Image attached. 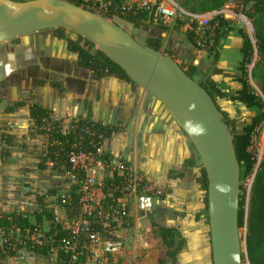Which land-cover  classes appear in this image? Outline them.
Segmentation results:
<instances>
[{"label":"crops","instance_id":"0c3cea01","mask_svg":"<svg viewBox=\"0 0 264 264\" xmlns=\"http://www.w3.org/2000/svg\"><path fill=\"white\" fill-rule=\"evenodd\" d=\"M173 25L163 35L172 36L169 50L174 60L194 65L200 72L208 71V76L224 93V97L216 99L218 107L230 118L236 119L237 127L241 128L252 112L240 102L230 99L241 87L238 81L241 74L240 36L230 31L220 39L218 61L213 71L209 72L212 57L188 40L186 30L189 25L179 28ZM39 42L44 45L38 50L43 52V56L47 54L55 62L69 61L72 73L62 74L59 80L41 79L43 83H37L32 93L17 92L1 97L0 128L14 136L16 145L9 147V156L5 160L0 159V185L3 174L13 177L14 192L21 203L16 209L0 212H32L36 209L35 194H45L53 189L56 195H64L75 181L65 174L61 182V172L53 170L50 163H47L46 169L38 168L37 155L43 152L46 139L36 133L27 104L36 102L52 110L55 118L61 120L63 131L70 129L73 119L89 112L92 120L122 123L123 129L106 138L99 152L111 155L114 164L119 160L126 162L145 180L146 191L153 197L152 210L148 214L142 212L141 217L136 204H131L127 216L132 225L118 229L117 235L131 240V232L135 234L141 225H145L146 233H150L151 222L173 227L185 238L176 264H212L205 191L200 183V160L190 140L166 108L135 83L113 75L94 79L88 70L75 65L76 53L66 49L65 40L48 35L41 36ZM31 45L35 49V45ZM68 82L70 85H67ZM16 101H24L26 105L14 106L11 112L4 111L6 106H12ZM3 147L5 145L0 140V151ZM185 160L190 163L185 165ZM45 180L47 185H44ZM93 197L101 199V190H95ZM56 212L59 214L56 217L58 222L68 221L63 208L59 206ZM47 227V223L42 226L43 230Z\"/></svg>","mask_w":264,"mask_h":264},{"label":"trees","instance_id":"16d2710c","mask_svg":"<svg viewBox=\"0 0 264 264\" xmlns=\"http://www.w3.org/2000/svg\"><path fill=\"white\" fill-rule=\"evenodd\" d=\"M22 1V0H14ZM77 6L85 8L83 0H67ZM188 13L206 14L220 11L228 0H172ZM118 3L114 0L113 3ZM251 3L247 17L254 30L255 48L252 42L242 28L236 27L229 19H225L222 14L215 15L208 21L209 29L204 32V38L196 41L195 25L191 24L186 30L188 40L195 47L204 50L212 57V65L209 72L213 71L218 61L220 53L219 41L230 31L236 32L241 38V61H240V77L238 81L241 87L230 96L233 101H238L249 109L252 114L248 121L241 128L237 127V120L230 118L226 112L220 110L216 103L218 97H224V93L219 90L214 81L208 76L207 72H200L196 66L187 65L185 72L194 79L195 76H201L197 79L201 87L207 92L215 103L217 109L222 114L224 123L227 125L231 136L233 147L240 170V182L246 179L253 170L255 159L249 147L253 137L258 135L260 125L264 122V98L256 94L248 83L247 67L252 63L253 53L256 52L257 60L251 70L252 77L257 78L260 67H264V0H243L244 6ZM113 4L109 6V11L113 10ZM116 12L108 14L111 18ZM120 17L131 21L135 26H152L161 32L166 31L157 24L145 23L144 15L141 11L135 16L130 14H120ZM116 14V15H117ZM110 15V16H109ZM188 24V20L176 19L173 26H182ZM64 28H54L53 35L58 39L66 42V49L76 53L75 65L78 68L88 70L94 79H100L104 76L113 75L126 81L131 82L125 72L109 58H107L98 48H94V44L89 40L76 35L71 38L66 34ZM145 46L154 50H161L163 47L162 38L154 33L152 36L145 38ZM39 84L43 81L39 80ZM133 83V82H131ZM54 86V82H51ZM261 90L264 94V83L261 84ZM0 97V101H1ZM24 101H16L12 106H6L4 111H13L14 106H24ZM28 113L36 133L44 135L46 142L44 150L37 155L38 168L46 169L47 163L55 171H61L66 175H71L75 181L72 183L69 192L64 195H56L55 190H48L45 194H35L36 209L32 212L25 210L0 212V235L2 242L0 244V258L14 256L18 250H26L47 256L56 250L57 264H78L85 259L84 254H79L75 262L71 261L72 251L65 249L66 244L74 241L73 234L70 229L56 220L53 206L47 200V196H56V204L64 209L65 215L69 220H75L79 214L81 199L84 196L82 190L85 172L83 169L73 166L69 162V153L71 151H82L93 155L96 159H101L107 163L112 160L109 154H101L99 148L104 140L111 135L120 132L123 129L121 122L104 123L91 119L88 112L85 116H79L72 120L71 127L68 131H63L61 120L55 118L52 110L42 106L36 102L27 104ZM0 140L5 145L0 151L1 161L9 156V147L16 145L14 136L4 132L0 128ZM25 147L24 144H21ZM123 161V160H122ZM124 162V161H123ZM127 166L128 164L124 162ZM189 160H185L184 164H189ZM200 183L205 191L206 205V178L202 167H200ZM145 180L136 186V192L142 191ZM133 182L131 177L125 173L112 171L111 175L104 176L100 185H93L90 188H99L103 197L100 199V205L103 209L115 207L118 200L130 194ZM239 190H242L240 184ZM246 197L245 193H239L238 200V225L239 228H245L244 242L245 252L241 254L242 261L247 260L248 264H264V154L263 160L260 162L251 180L247 208L245 210ZM126 209V208H125ZM127 210V209H126ZM206 222L207 220V208ZM32 218V220H31ZM47 223V230H43L42 226ZM115 225L114 223L111 226ZM35 230H41L40 243L32 238ZM151 235L158 239L164 247L163 257L159 258L156 264H176L177 255L185 245V238L181 233L173 227H166L155 222H151ZM75 252H79V247Z\"/></svg>","mask_w":264,"mask_h":264},{"label":"water","instance_id":"95a60500","mask_svg":"<svg viewBox=\"0 0 264 264\" xmlns=\"http://www.w3.org/2000/svg\"><path fill=\"white\" fill-rule=\"evenodd\" d=\"M54 28H64L95 44L131 82L166 108L190 140L205 173L211 263L242 264L240 170L231 133L198 80L169 55L134 39L162 32L152 26H135L119 15L109 20L67 0H0V82L17 67L29 64L28 58L35 53L43 54L21 43L15 46L16 54L7 53L11 40Z\"/></svg>","mask_w":264,"mask_h":264},{"label":"rangeland","instance_id":"374dc122","mask_svg":"<svg viewBox=\"0 0 264 264\" xmlns=\"http://www.w3.org/2000/svg\"><path fill=\"white\" fill-rule=\"evenodd\" d=\"M85 9H88L89 11H93L96 14H99L107 19H111L108 17V14H112L113 12H116V8L113 6V10L109 11V8H106L105 10L103 8H99L98 5L94 3V0H83ZM176 3V2H175ZM94 4V5H93ZM178 4V3H177ZM251 3H248L244 6L243 0H228V2L224 5V7L221 9L222 12L217 11L216 14H226L224 18H228L233 22V24L238 27L242 28L246 35L248 36L249 40L252 42L253 48H255V35L253 31V27L250 23V20L247 17V12L250 10ZM83 7V6H81ZM94 7V8H91ZM224 12V13H223ZM114 14V15H116ZM227 14H233V15H227ZM118 15V14H117ZM110 16V15H109ZM125 19V18H124ZM246 20L250 28H248V24L245 23ZM248 26V27H247ZM151 27V26H147ZM180 26H178L179 28ZM176 29V28H175ZM196 29V28H195ZM209 29V25L205 27V31ZM164 32L159 35L162 38L163 47L160 51L163 53L169 55L173 58V54L171 53L170 46L172 41V36L165 37L163 35ZM66 34L71 38H76V34L67 30ZM53 35V29H45L41 31H37L28 35H24L21 37H16L11 42L16 43H24L25 45H35V49L41 50L44 45L39 42V38L41 36H48ZM204 37H201L200 33L198 31L196 32V41H199L203 39ZM138 44L141 46H145V38L143 37H135L134 38ZM50 48V44L47 45ZM94 48H97L94 44ZM174 59V58H173ZM257 60L256 52L253 53L252 63L247 67V76H248V83L252 90L260 95L262 98H264V94L261 90V84L264 83V67H260L258 79L252 77L251 70L254 66L255 61ZM40 69H38L37 65L29 66L25 69H19L15 71L14 73H11L7 78H5V85L4 92L0 93V97L3 95H12L15 93H32L35 89V86L39 82V80L43 79H50V80H59L61 78V75L66 73L70 74L72 73L71 65L69 61L64 62H55V60L45 54L42 55L41 58L38 61ZM183 70H186L187 65L183 62H177ZM80 71V70H79ZM82 73V71H81ZM199 76V75H198ZM195 76L194 80L197 81L200 77ZM67 85H70L68 82ZM254 145L258 149H261V153L263 155L264 153V122L260 125V129L258 132V135L256 137H253ZM252 146L250 149L251 153H257L255 146ZM201 164V163H200ZM61 172V171H60ZM109 172V169L105 167V174ZM61 182L64 181V175L65 173L61 172ZM248 177L244 179L242 182L239 183L242 185V190H239V193H245L246 197V204L248 199ZM3 182H1L0 185V211H11L13 209H16L18 205L21 203L18 199V194L14 191V179L13 177L10 178L7 176V174H3L2 176ZM44 185H47V180H45ZM251 184V182H250ZM250 188V185H249ZM59 190H62V187L59 186ZM138 193H141L138 192ZM47 198L50 200V204H52L55 216L58 217L59 214L56 212V209L59 207V205L56 204V196H47ZM120 204L125 206L127 209L131 206V204L134 202V195L133 193L128 194L126 197L123 198V200H119ZM245 204V210L247 208V205ZM139 211V210H138ZM138 215L141 217L142 211H139ZM63 227L67 228L74 225L73 220H63L62 223ZM131 223L129 222V218H127L125 221H123L121 224L115 226L117 227L116 230L120 228H129L131 227ZM48 228V227H47ZM47 230V229H46ZM240 235L243 239V236L245 235V228H239ZM131 240H126L123 237H120L124 242V249L122 256L120 258V264H156L157 260L161 257H163L164 254V247L161 245L160 241L156 238H154L151 233H146L145 231V225L138 226L135 234L131 232ZM2 242V237L0 235V244ZM210 244V243H209ZM56 250L52 251V253L48 254L47 256H42L37 253L29 252L24 249L16 251L14 256L11 257H3L0 258V264H57V252ZM242 252H245L244 245L242 243ZM84 261L78 263V264H92L88 260V256H84ZM242 264H248L247 260L244 259L242 261Z\"/></svg>","mask_w":264,"mask_h":264},{"label":"built area","instance_id":"2783aa9c","mask_svg":"<svg viewBox=\"0 0 264 264\" xmlns=\"http://www.w3.org/2000/svg\"><path fill=\"white\" fill-rule=\"evenodd\" d=\"M113 1L94 0V3L99 4L98 7L104 10L113 4L117 13L120 14L135 16L141 11L145 14L143 20L145 23L157 24L164 28H168L174 24L176 19L188 20L189 28L191 24H194L196 28L194 32L196 33L198 31L201 37H204L205 27H207L208 21L217 15L215 12L201 15L188 13L172 0H140L138 2H134L133 0H117L118 3H113ZM222 15L224 17V14ZM253 145L254 140L252 139L249 148ZM256 146L257 153H252L255 164L247 179L249 182L248 192L253 175L263 160L261 149H258ZM69 162L73 166L84 170L85 179L82 186L84 196L81 199L79 214L73 220L74 225L71 227L68 225L67 227L71 230L74 241L70 245L66 244L65 249L72 251L71 261L73 262L77 260L79 254H84L88 256V260L92 264H120L124 242L117 235V227L115 226L121 224L128 218V209L119 202L124 197L118 200L119 203L115 207H110L105 210L100 205V199L93 197L94 191L99 188L89 189V187L100 185L104 176L111 175L114 170L118 173L125 172L131 177L133 182L130 193L134 195V203L137 209L144 214H148L153 207V197L146 191L148 187L147 183L144 184L141 193L136 192V186H138L143 178L138 173L132 171L129 165L127 166L122 160H119L116 164L112 160L107 163L101 159H96L91 154L82 151H71L69 153ZM105 167L109 169L107 174H105ZM113 223L115 225L111 226ZM41 233V230H35L32 233V238L37 243H40L39 238L42 235ZM77 246L79 247V252H75Z\"/></svg>","mask_w":264,"mask_h":264},{"label":"flooded vegetation","instance_id":"af4514ba","mask_svg":"<svg viewBox=\"0 0 264 264\" xmlns=\"http://www.w3.org/2000/svg\"><path fill=\"white\" fill-rule=\"evenodd\" d=\"M16 44H18V43H16V42H11V43H10L11 47L8 48V49H6V52H7V53H10V52L15 53V49H16L15 46H16ZM15 54H16V53H15ZM42 55H43V54L40 53V52L35 53L34 57H32L31 59H29V60L31 61L29 64H24V65L21 66V67H17L12 73H14L15 71H17V70H19V69H25V68H27V67H29V66H34V65H37L38 69H40V66H39L38 61H39V59L41 58ZM10 74H11V73H10ZM7 77H8V76H7ZM7 77H6V78H7ZM5 83H6L5 79H4L3 81L0 82V93H3V92H4V87H6Z\"/></svg>","mask_w":264,"mask_h":264},{"label":"bare ground","instance_id":"6f19581e","mask_svg":"<svg viewBox=\"0 0 264 264\" xmlns=\"http://www.w3.org/2000/svg\"><path fill=\"white\" fill-rule=\"evenodd\" d=\"M244 21H245V23H247V24H248V26H249V27H248V26H247V27H248V28H250V25H249V23H248L246 20H244ZM32 57H34V56L32 55V56H31V57H29L28 59H31Z\"/></svg>","mask_w":264,"mask_h":264}]
</instances>
